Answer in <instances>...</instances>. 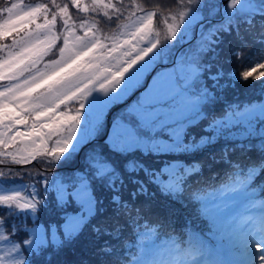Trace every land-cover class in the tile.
Segmentation results:
<instances>
[{
	"label": "snow or ice",
	"instance_id": "1",
	"mask_svg": "<svg viewBox=\"0 0 264 264\" xmlns=\"http://www.w3.org/2000/svg\"><path fill=\"white\" fill-rule=\"evenodd\" d=\"M177 5L176 14L153 0L0 6V264H38L89 226L92 264H264V188L254 187L264 175V101L221 118L208 111L236 81L252 78L264 89V63L243 72L217 63L225 34L264 46V0ZM257 55L264 60V48ZM157 67L106 123V110ZM204 120V134L190 135ZM238 124L245 140L230 139ZM220 138V153L208 159L224 175L209 183L205 163L187 158ZM237 151L244 159H233ZM33 161L42 167H23ZM67 165L69 176L50 177L51 167ZM157 192L195 202L209 234L177 232L164 212L153 218ZM50 198L62 218L45 226L39 215Z\"/></svg>",
	"mask_w": 264,
	"mask_h": 264
},
{
	"label": "trees",
	"instance_id": "2",
	"mask_svg": "<svg viewBox=\"0 0 264 264\" xmlns=\"http://www.w3.org/2000/svg\"><path fill=\"white\" fill-rule=\"evenodd\" d=\"M47 0H23L25 4H35V3H44ZM9 0H0V6L6 5ZM155 3L162 5V10L167 13L168 10H171V5H174L177 0H153ZM247 41L244 44L241 40L237 39L235 35L225 34L223 37V43L220 44V56L217 61L225 72L230 70H236L238 72H243L248 70L250 67H255V62L264 63V60H261L257 55L264 46L253 42L251 37H245ZM7 42V41H6ZM238 49L242 52V56L237 58L236 56L231 55L232 51ZM216 69L214 68L213 71ZM264 71V69H258L257 72ZM211 82H209L210 84ZM223 83V81H221ZM218 99L214 102L215 104L208 109L211 115H215L218 118H221L226 115L230 108H234L236 105H241L242 107H247L251 104H256L261 101H264V89L261 88V81H254L252 78H249L248 81H236L235 87L226 88L222 92L217 93ZM115 105V104H114ZM112 105L108 112L113 108ZM207 128V121H201L195 127L189 128L188 132L190 135H195L197 139L204 134L202 129ZM258 135V133H257ZM248 137L246 131V125L238 124L231 127V140H245ZM187 139V137H186ZM226 138H220L216 144L212 145L210 148H204L201 151L194 152L188 156V161H203L204 166V178L209 180V183L214 182L217 178L209 179L213 176V173H218L219 178H223L225 166L223 165H212L211 161L208 159L209 153L219 154L222 146L225 143ZM252 142L258 144L259 140L255 137ZM98 143L103 144V141H98ZM85 148L83 151H87ZM252 159H257L259 157V152L255 150L251 153H248ZM168 157L155 158L148 160V163L152 166L159 165L163 162H166ZM233 159H244V154L237 151L233 154ZM82 163V162H81ZM24 167L36 170L41 168V164H37L35 161L30 165ZM19 169V167H17ZM53 171H55V167ZM64 170V168H62ZM57 171V170H56ZM51 172V171H50ZM254 187H257V191L260 188H264V175L260 176ZM154 190V189H153ZM102 196H105L106 193H101ZM264 195V194H262ZM150 208H156L158 211L153 212V218L160 215L161 212L167 213L170 215V220L172 226L177 230V232L182 231L185 226L194 227V229L199 230L205 234H209V226L205 225L203 221L196 220V214H198V205L195 202H190L187 199H182L180 201H174L170 198H166L163 194L156 193V198L151 204L148 205ZM61 214H59L54 208V202L50 198L48 207L39 215V222L42 225L56 224L61 221ZM26 223L31 227L33 221L27 220ZM197 227V228H195ZM94 237L91 232V228L86 227L83 233L79 236L78 239L74 240L71 244L62 247L59 250L49 249L45 257H41L38 264H92V247ZM47 256H50V261L47 259Z\"/></svg>",
	"mask_w": 264,
	"mask_h": 264
},
{
	"label": "rangeland",
	"instance_id": "3",
	"mask_svg": "<svg viewBox=\"0 0 264 264\" xmlns=\"http://www.w3.org/2000/svg\"><path fill=\"white\" fill-rule=\"evenodd\" d=\"M49 2V0H47V1H45L44 3H48ZM58 2H67V0H58ZM82 2H88V0H82ZM171 7H172V9L170 10L173 14H176L178 11H180L181 9L178 7V5H177V2L174 4V5H171ZM165 14H167V13H165ZM73 15H74V17H75V13H73ZM169 22H171V21H169ZM160 69H158L157 71H159ZM156 71V72H157ZM149 72H150V70H149ZM149 72L145 75V77L143 78V81H142V83H141V85H143L144 83H145V81H146V79L148 78V74H149ZM155 72V73H156ZM155 73L153 74V76L155 75ZM152 76V77H153ZM152 83V78H151V80H150V83L149 84H151ZM140 85V86H141ZM130 95V94H129ZM128 95V96H129ZM128 96L126 97V98H128ZM125 98V99H126ZM135 99H133L132 101H130L129 102V104H125L123 107H121V108H119L115 113H114V115L113 116H115V115H118L124 108H126L128 105H130L133 101H134ZM217 102V101H216ZM215 102V103H216ZM214 103V104H215ZM116 104H118V102L116 103ZM214 104H212V105H210L209 106V108H211ZM112 111V110H111ZM111 111H109L108 112V109L106 110V117H105V119H106V123H108V121H107V118H108V116L110 115V112ZM107 130V129H106ZM82 162V161H81ZM68 167H70V165H67V166H65V168H64V170L61 168L60 170H57V171H52V172H50L49 173V175H50V177H51V175L52 174H55L57 177H67V176H69L71 173L69 172V171H67L66 169L68 168ZM55 168H57V167H55Z\"/></svg>",
	"mask_w": 264,
	"mask_h": 264
},
{
	"label": "water",
	"instance_id": "4",
	"mask_svg": "<svg viewBox=\"0 0 264 264\" xmlns=\"http://www.w3.org/2000/svg\"><path fill=\"white\" fill-rule=\"evenodd\" d=\"M159 67H157V68H154L152 71H151V73H150V75H149V78H148V81L146 82V84H148L149 83V81H150V79H151V77H152V75H153V73L158 69ZM145 84V85H146ZM142 88H140V89H138L130 98H129V100L128 101H130V100H132L133 99V97L141 90ZM127 101V102H128ZM126 102H123L122 104H120V105H118L116 108H119L120 106H122V105H124ZM111 118H112V113L109 115V117H108V120L110 121L111 120ZM110 123V122H109Z\"/></svg>",
	"mask_w": 264,
	"mask_h": 264
}]
</instances>
